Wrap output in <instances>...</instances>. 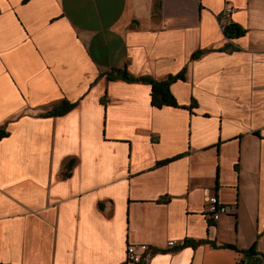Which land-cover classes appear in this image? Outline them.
<instances>
[{
	"label": "crops",
	"instance_id": "crops-1",
	"mask_svg": "<svg viewBox=\"0 0 264 264\" xmlns=\"http://www.w3.org/2000/svg\"><path fill=\"white\" fill-rule=\"evenodd\" d=\"M154 1L0 0V264H264V0Z\"/></svg>",
	"mask_w": 264,
	"mask_h": 264
},
{
	"label": "trees",
	"instance_id": "trees-1",
	"mask_svg": "<svg viewBox=\"0 0 264 264\" xmlns=\"http://www.w3.org/2000/svg\"><path fill=\"white\" fill-rule=\"evenodd\" d=\"M158 6H159L158 1L155 0L154 8L157 9ZM221 30H222L223 35L226 37V39H233L241 35L243 36L245 33V30L240 25L236 23H232V22L224 23L222 25ZM233 49L234 48L232 46H228L225 44L219 47L217 50L218 51H223V50L229 51ZM205 51L207 50H198L196 52L194 51L191 54V59L198 58ZM184 73H185V68L176 74L169 75L164 80L163 79L155 80V79H151L148 77H133V75L128 74L126 70H118V69L112 68L108 72H105L103 76L106 80L119 79V80H123L127 82L133 81V82L148 83V85L150 86L149 97H150L151 106L160 107L163 105V106L176 107L178 106V103L176 102L173 95L170 93L169 89H170L171 83L174 82L175 80L177 79L183 80ZM100 100H101V105L104 107V102H105L104 96L100 98ZM75 104L76 103H70L67 100H63V101H60L56 106L54 105L50 110L46 111L42 115L43 116H61V115H64L69 110H71L75 106ZM5 135H6V132L2 128H0V138ZM98 207L101 208L102 205L98 204ZM203 243H210V242H206L204 239L197 240V241L185 239L178 247H184V246L194 247L196 245L203 244ZM220 246L226 247V248H233V246L229 244H222ZM150 249H152L153 252L156 251L154 248H150ZM166 250L167 248H163L160 251L164 252ZM153 252H151L150 254H152ZM243 252L246 254L252 253L253 247H250L249 249L244 250Z\"/></svg>",
	"mask_w": 264,
	"mask_h": 264
},
{
	"label": "built area",
	"instance_id": "built-area-1",
	"mask_svg": "<svg viewBox=\"0 0 264 264\" xmlns=\"http://www.w3.org/2000/svg\"><path fill=\"white\" fill-rule=\"evenodd\" d=\"M231 9L229 7H224L221 15L226 16L230 14ZM204 201L206 203L207 217L210 221H216L221 214H227L231 212V206L226 204H221L217 200L215 194H206ZM174 240L167 241L165 243L166 248H170L174 245ZM152 249L143 243L137 244H126L125 246V264H146L148 258L151 256Z\"/></svg>",
	"mask_w": 264,
	"mask_h": 264
}]
</instances>
